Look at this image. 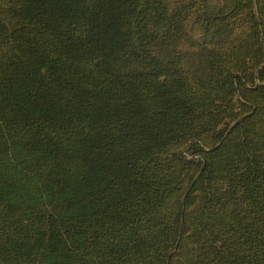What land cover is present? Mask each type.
Instances as JSON below:
<instances>
[{"label": "trees", "instance_id": "trees-1", "mask_svg": "<svg viewBox=\"0 0 264 264\" xmlns=\"http://www.w3.org/2000/svg\"><path fill=\"white\" fill-rule=\"evenodd\" d=\"M0 264H264V0H0Z\"/></svg>", "mask_w": 264, "mask_h": 264}]
</instances>
